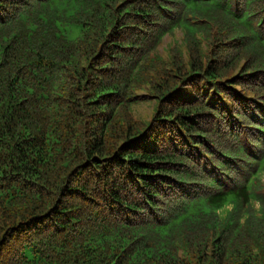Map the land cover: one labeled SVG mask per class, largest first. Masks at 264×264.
<instances>
[{"label": "trees", "instance_id": "trees-1", "mask_svg": "<svg viewBox=\"0 0 264 264\" xmlns=\"http://www.w3.org/2000/svg\"><path fill=\"white\" fill-rule=\"evenodd\" d=\"M262 173L264 0H0V264H264Z\"/></svg>", "mask_w": 264, "mask_h": 264}, {"label": "rangeland", "instance_id": "rangeland-1", "mask_svg": "<svg viewBox=\"0 0 264 264\" xmlns=\"http://www.w3.org/2000/svg\"><path fill=\"white\" fill-rule=\"evenodd\" d=\"M152 107H153L152 103H144V104L135 106V110L137 114H140L146 118L151 113ZM261 177L264 179V173H262Z\"/></svg>", "mask_w": 264, "mask_h": 264}]
</instances>
